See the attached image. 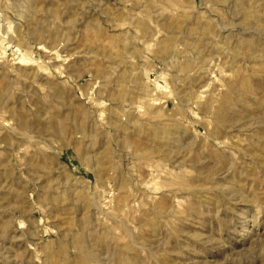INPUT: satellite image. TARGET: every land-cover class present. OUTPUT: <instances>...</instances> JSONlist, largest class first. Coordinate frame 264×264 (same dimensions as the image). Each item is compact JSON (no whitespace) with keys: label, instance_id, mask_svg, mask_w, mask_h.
I'll return each instance as SVG.
<instances>
[{"label":"rangeland","instance_id":"374dc122","mask_svg":"<svg viewBox=\"0 0 264 264\" xmlns=\"http://www.w3.org/2000/svg\"><path fill=\"white\" fill-rule=\"evenodd\" d=\"M0 264H264V0H0Z\"/></svg>","mask_w":264,"mask_h":264}]
</instances>
